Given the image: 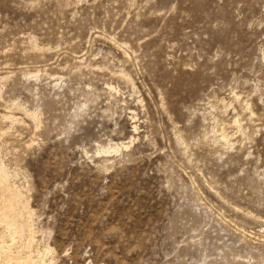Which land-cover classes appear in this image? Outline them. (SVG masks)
<instances>
[{
	"label": "rangeland",
	"instance_id": "obj_1",
	"mask_svg": "<svg viewBox=\"0 0 264 264\" xmlns=\"http://www.w3.org/2000/svg\"><path fill=\"white\" fill-rule=\"evenodd\" d=\"M0 170V264H264V0H0Z\"/></svg>",
	"mask_w": 264,
	"mask_h": 264
},
{
	"label": "bare ground",
	"instance_id": "obj_2",
	"mask_svg": "<svg viewBox=\"0 0 264 264\" xmlns=\"http://www.w3.org/2000/svg\"><path fill=\"white\" fill-rule=\"evenodd\" d=\"M3 117V116H2ZM4 118L6 119V117L4 116ZM9 120H10V117H8ZM236 121V120H235ZM103 151V150H102ZM116 151V150H115ZM105 153V152H104ZM7 180L6 179V175L4 174V172H2V170H0V192L2 193L1 194V201H0V224L3 225L8 233V236L10 235L11 237L15 236L17 233L19 235V232H18V226H17V223H20V222H17L16 223V216H17V213L15 212L16 209H14V206L17 205L19 206L20 204V200H21V195L19 194L18 191H16L15 189L13 188H10V186H8V183H7ZM24 205V204H23ZM25 208V207H24ZM27 209V208H26ZM20 225V224H19ZM26 225V224H25ZM23 229V228H22ZM26 229V228H25ZM21 231V230H20ZM22 232V231H21ZM31 232V231H30ZM29 232V233H30ZM25 233V232H23ZM22 234V233H20ZM22 236V235H20ZM1 237V236H0ZM31 237V236H29ZM32 238H30L29 240H31ZM11 240V239H10ZM15 239H13L14 241ZM17 240V239H16ZM28 240V241H29ZM11 242V241H10ZM30 242V241H29ZM5 243V242H4ZM32 243V242H31ZM15 244V242H14ZM30 244V243H29ZM21 247V246H20ZM9 248V245L8 247ZM26 250V249H25ZM0 255L1 256H4V260H12L11 256H10V251H7L4 249V246H0ZM13 255V253L11 254ZM15 256V255H14ZM17 256V255H16ZM2 258V257H1ZM3 259V258H2ZM14 259V258H13ZM16 260V259H15ZM23 260V259H22ZM22 260L18 259L17 262L12 261V263L10 264H29L28 262L26 263L25 261L22 262ZM8 262V261H6ZM5 262V263H6ZM4 263V264H5ZM32 264V262L30 263ZM34 264V263H33Z\"/></svg>",
	"mask_w": 264,
	"mask_h": 264
}]
</instances>
